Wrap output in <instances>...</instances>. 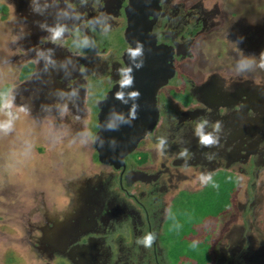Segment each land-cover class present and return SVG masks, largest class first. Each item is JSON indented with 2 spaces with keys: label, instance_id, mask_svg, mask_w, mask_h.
Returning a JSON list of instances; mask_svg holds the SVG:
<instances>
[{
  "label": "flooded vegetation",
  "instance_id": "obj_1",
  "mask_svg": "<svg viewBox=\"0 0 264 264\" xmlns=\"http://www.w3.org/2000/svg\"><path fill=\"white\" fill-rule=\"evenodd\" d=\"M223 3L0 1L11 36L6 62L17 70L15 82L1 86L6 98L37 123L51 118L57 128L81 126L92 137L89 176L63 184L59 173L35 184L42 194L56 189L66 198L52 211L43 203L28 209L18 225L24 234L19 244L35 264H264V75L237 68L203 74L191 64L195 41L221 24ZM130 23L149 27L155 44L171 50L173 75L156 93L153 131L116 169L98 161L93 140L98 106L126 70ZM201 120L208 121L205 134L218 136L215 145L200 143ZM219 172L228 191L217 215L190 223L175 219L180 197L195 195ZM197 177L204 182L193 190ZM177 225L190 230L180 241L204 244L201 257L169 246ZM148 233L155 236L150 247L137 243ZM17 258L13 250L5 256L7 264Z\"/></svg>",
  "mask_w": 264,
  "mask_h": 264
},
{
  "label": "rangeland",
  "instance_id": "obj_2",
  "mask_svg": "<svg viewBox=\"0 0 264 264\" xmlns=\"http://www.w3.org/2000/svg\"><path fill=\"white\" fill-rule=\"evenodd\" d=\"M223 2L221 24L198 38L192 47V69L206 74L211 71L223 72L224 68H237L241 72L257 71L264 75V0ZM1 11H4L2 5ZM3 18L0 14V105L10 103L11 107L0 109V122L7 124L11 120V124L0 129V264H7L5 256L12 250L18 257L14 264H35L34 255L28 256L26 246L19 244L24 234L18 225L27 220L24 216L29 210L41 208L42 203L52 211L64 205L66 200L64 195L55 194L56 189L50 192L45 190L42 194L41 188L35 184L40 176L53 177L59 176V173H62L63 184L72 176H89L92 137H88L86 128L81 126L74 129L61 125L57 128L53 126L54 120L51 118L37 123L6 98V87L1 86L15 82L17 70L6 62L11 54L8 46L11 36L5 21L7 19ZM140 157L143 159L144 155ZM219 173L195 195H183L180 200L177 199L179 202L173 211L175 219L190 223V219L194 222L207 215H217L218 210L225 206L224 194L228 191L220 180L225 175ZM203 182L202 178H195L193 190L200 188ZM60 186L61 191L67 193L62 182ZM171 233L174 238L168 236L169 246L175 252L188 257H201L205 250L201 245L204 244L180 241L183 235L190 233L189 229L177 225L176 232L172 230ZM176 239L177 244H173Z\"/></svg>",
  "mask_w": 264,
  "mask_h": 264
},
{
  "label": "water",
  "instance_id": "obj_3",
  "mask_svg": "<svg viewBox=\"0 0 264 264\" xmlns=\"http://www.w3.org/2000/svg\"><path fill=\"white\" fill-rule=\"evenodd\" d=\"M148 30L144 24H129L127 32L131 37L126 39L129 48L123 56V79L98 106L93 147L99 162L116 169L124 167V158L153 131L158 119L156 93L173 75L172 66L167 63L171 50L157 46ZM40 75L30 83L38 81Z\"/></svg>",
  "mask_w": 264,
  "mask_h": 264
},
{
  "label": "clouds",
  "instance_id": "obj_4",
  "mask_svg": "<svg viewBox=\"0 0 264 264\" xmlns=\"http://www.w3.org/2000/svg\"><path fill=\"white\" fill-rule=\"evenodd\" d=\"M56 36L60 35V32L57 31L55 33ZM140 49L138 48L137 51H139ZM262 56H264V53H262ZM264 66V65H262ZM4 107H11L10 103L9 104H4V105H0V109L4 108ZM208 123L207 120H201L198 124H197V128H196V133L200 138V143L202 145L205 146H212L215 145L218 142V136H214L213 134L209 133V134H205L203 132L204 126ZM11 124V120H9L7 122V124L0 122V129L6 128L8 126H10ZM214 129L216 130V132H219L221 130V124L220 122H217L214 125ZM164 145V138H160L158 141V148L162 149ZM155 240V236L152 233H148L146 234L144 237L140 238L137 243L143 244L145 247H150L152 245V243Z\"/></svg>",
  "mask_w": 264,
  "mask_h": 264
},
{
  "label": "trees",
  "instance_id": "obj_5",
  "mask_svg": "<svg viewBox=\"0 0 264 264\" xmlns=\"http://www.w3.org/2000/svg\"><path fill=\"white\" fill-rule=\"evenodd\" d=\"M4 7V6H3ZM5 88V87H4ZM6 89H7V87H6ZM4 93H6V91L4 90Z\"/></svg>",
  "mask_w": 264,
  "mask_h": 264
}]
</instances>
